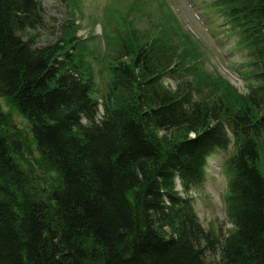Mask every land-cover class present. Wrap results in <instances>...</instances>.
Listing matches in <instances>:
<instances>
[{
	"label": "trees",
	"instance_id": "1",
	"mask_svg": "<svg viewBox=\"0 0 264 264\" xmlns=\"http://www.w3.org/2000/svg\"><path fill=\"white\" fill-rule=\"evenodd\" d=\"M135 6L165 23L140 29L133 11L128 26L118 23L100 90L74 14L57 41L32 47L41 0H0V97L29 121L38 151L21 131L23 149H12L5 113L0 264H264V0L207 6L245 54L246 93L203 68L163 0ZM217 151H230L225 235L202 226L189 195Z\"/></svg>",
	"mask_w": 264,
	"mask_h": 264
},
{
	"label": "rangeland",
	"instance_id": "2",
	"mask_svg": "<svg viewBox=\"0 0 264 264\" xmlns=\"http://www.w3.org/2000/svg\"><path fill=\"white\" fill-rule=\"evenodd\" d=\"M209 1L211 0H163V8L165 13L169 15L167 7V3H169L182 30L194 36L196 44L199 45L197 49L202 55L203 68L220 74L228 79L239 92L246 93L248 82L239 73L240 70L243 72L247 69L245 65H241L246 60L245 54L235 45L237 42L236 36L229 33L224 34L225 31H229L227 23L213 9L208 10L205 7L209 4ZM42 6L45 21L42 26L32 32L37 38L36 43L33 44L34 47L44 46L62 35V25L70 17L69 10L72 7L59 0H43ZM81 6L82 13L75 11L76 23L79 24L77 35L87 37L85 41L88 42H86L83 52L90 63L97 87L103 90L105 70L102 63L105 66L110 58L108 48L112 42H115L118 23L119 25L128 26V19L133 18L132 11L138 17L136 18L138 19L136 26L140 29L149 28L151 23L148 22V17L137 14V10H140L141 14L147 11L144 6H135V0L121 2H115L114 0H82ZM206 15L210 16L211 20L209 18V20H206ZM101 28L102 34L99 36ZM24 39H27L26 35ZM80 45L83 46L84 41H81ZM165 83L169 86L175 84L172 79H167ZM0 107L3 112L10 113L12 117L11 124H16L23 133L25 132L24 136L27 138L31 137L29 143L31 154L37 157L38 151L35 148V140L31 136L29 121L7 101L6 97H0ZM230 150H232V147ZM223 159L224 153L221 152L209 157L203 183L193 188L189 194L192 197L194 210L202 226L205 229L219 230L222 235H225L232 225L224 213L223 201L227 173L222 164ZM22 163L24 167L29 168L26 163ZM258 167L264 174V139L262 140ZM54 177V173H49L48 180H53ZM175 181L176 189L183 196L184 192L180 183L177 179ZM41 184L44 186L45 182L42 181ZM206 255L209 260L212 259L209 252H206Z\"/></svg>",
	"mask_w": 264,
	"mask_h": 264
},
{
	"label": "water",
	"instance_id": "3",
	"mask_svg": "<svg viewBox=\"0 0 264 264\" xmlns=\"http://www.w3.org/2000/svg\"><path fill=\"white\" fill-rule=\"evenodd\" d=\"M11 144H12L14 149H20L21 148V141L20 140H15Z\"/></svg>",
	"mask_w": 264,
	"mask_h": 264
}]
</instances>
